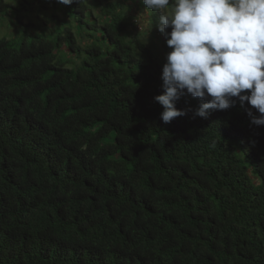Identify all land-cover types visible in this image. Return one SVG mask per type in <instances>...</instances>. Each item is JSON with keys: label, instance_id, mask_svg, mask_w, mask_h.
<instances>
[{"label": "trees", "instance_id": "trees-1", "mask_svg": "<svg viewBox=\"0 0 264 264\" xmlns=\"http://www.w3.org/2000/svg\"><path fill=\"white\" fill-rule=\"evenodd\" d=\"M144 7L0 0V264H264V126L190 94L163 123Z\"/></svg>", "mask_w": 264, "mask_h": 264}, {"label": "clouds", "instance_id": "clouds-1", "mask_svg": "<svg viewBox=\"0 0 264 264\" xmlns=\"http://www.w3.org/2000/svg\"><path fill=\"white\" fill-rule=\"evenodd\" d=\"M142 2L135 23L148 32L152 14L159 13L157 29L171 49L162 67L164 91L154 97L163 107V123L186 114L176 102L190 94L202 101L188 109L194 116L207 118L209 110H228L239 102L251 124L264 126V0Z\"/></svg>", "mask_w": 264, "mask_h": 264}, {"label": "rangeland", "instance_id": "rangeland-1", "mask_svg": "<svg viewBox=\"0 0 264 264\" xmlns=\"http://www.w3.org/2000/svg\"><path fill=\"white\" fill-rule=\"evenodd\" d=\"M7 20L8 19L6 18L5 21L0 22V38L6 37L8 39H11L14 37H13V35L10 34L11 25H10L9 20H8V22H7ZM138 28H139V26H138ZM139 30H140V28H139ZM141 30H144V29H141Z\"/></svg>", "mask_w": 264, "mask_h": 264}]
</instances>
